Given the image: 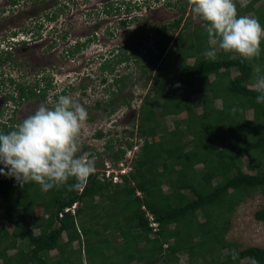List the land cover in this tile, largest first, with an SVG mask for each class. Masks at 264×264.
Returning <instances> with one entry per match:
<instances>
[{"label":"trees","instance_id":"1","mask_svg":"<svg viewBox=\"0 0 264 264\" xmlns=\"http://www.w3.org/2000/svg\"><path fill=\"white\" fill-rule=\"evenodd\" d=\"M257 1L250 0L237 11L238 16L251 11ZM124 8L129 10V5ZM57 14L52 12L50 17ZM252 16L264 26V4L255 8ZM180 22L181 17L128 32L126 46L114 56L113 66L107 65V60L99 64L101 73H111L119 63L134 62L145 83L150 81V89L137 109V136L142 142L133 157L132 171L121 184L93 173L83 190L63 185L44 191L34 182L21 186L14 177L0 174L1 264H83L82 242L95 247L90 242L92 237L87 239L90 231L104 248L113 250L104 256L103 264H179V253H186L192 259L190 264H249L251 257L264 264V247L241 248L238 242L225 238L230 216L238 205L254 193L264 198V104L256 103L258 93L248 87L254 82L252 66L258 64L264 69V39L260 57L251 61L222 50H217L214 61L207 60L202 55L210 47L205 23L191 32L186 25L176 31ZM126 23L121 21L122 25ZM87 42H76L67 54L74 55ZM190 58L192 63L187 62ZM233 69L238 72L234 77ZM211 75L214 77L209 81ZM127 77L113 76L112 85L120 84L118 93L123 91ZM45 84L44 90L38 88L39 93L38 83L31 88L17 84L18 98L39 96L45 102V91L51 87L50 82ZM198 93L204 97L192 103L191 96ZM111 94L104 107L96 102L102 112L112 111L115 99ZM216 99L225 106L223 115L214 105ZM130 104L128 100L126 105ZM197 106L202 109L200 113L195 111ZM247 109H253V120L245 119ZM168 115L178 117L171 130L163 121ZM13 128L14 123H0V131ZM102 135L100 131L95 133L96 137ZM216 138L226 139V144L215 145ZM126 146L131 148L132 143ZM106 148L112 150L108 143ZM125 152L119 146L110 156L117 162ZM242 157L254 173L241 169ZM199 164L201 168H196ZM73 183L70 178L68 184ZM74 203L79 206L73 213L64 212ZM41 205V213L36 214L35 207ZM142 205L157 222L156 229ZM198 212L203 220H199ZM253 217L264 223V204ZM5 222L12 225L7 241L3 238ZM9 249L15 251L9 253ZM233 251L238 254L236 259L232 258ZM85 253L93 256L90 248ZM206 256H212V260ZM198 258L204 261L199 263ZM244 259L247 262H242ZM90 264L101 263L91 259Z\"/></svg>","mask_w":264,"mask_h":264},{"label":"rangeland","instance_id":"2","mask_svg":"<svg viewBox=\"0 0 264 264\" xmlns=\"http://www.w3.org/2000/svg\"><path fill=\"white\" fill-rule=\"evenodd\" d=\"M47 1L50 4L45 5L44 2ZM121 2L129 4L128 14L124 12V7H119ZM249 2L250 0H234L237 11L244 9ZM184 4L185 7L179 9V6ZM262 4L264 0H258L251 6V11H245L242 15L252 16L254 9ZM111 6L119 8L110 10ZM105 7L110 10L108 13L101 11L106 9ZM56 11L58 14L53 20L44 18L46 13ZM0 13L7 17V20L0 22L2 46L0 57L7 58L0 63V123H14L15 127L41 104L46 105L43 98L39 96L25 100L19 99V90L15 88V84L31 88L35 86L34 82L42 77L52 78L54 87L57 90L63 89L62 95L73 97L87 110L88 117L80 134V151L77 155H86L94 160L95 171L99 175L101 165L103 167L105 162H110L109 165L113 170H129L128 166L133 163V157L142 142V138L137 136V109L143 96L150 89V81L145 83L139 66L134 62L119 63L115 65L111 73H101L99 64L107 60V65L113 66L114 56L126 46L125 40L128 32L146 30L151 25L159 26L179 17H181V22L176 31L184 25L190 32L198 25L204 27L203 21L191 12L188 0H22L16 8L10 7L6 0H0ZM121 20L127 23L122 25ZM13 32L17 35L13 36ZM88 38L92 40L82 50L74 55L67 54V49L75 41ZM16 40L19 42L17 43ZM153 43V40L149 41L150 45ZM152 49H154L153 46ZM217 50H219L218 47ZM187 62L192 63L193 59L190 58ZM237 73L233 69L231 76L234 77ZM114 75L128 76L123 82L124 88L121 93L116 91L120 84L112 85ZM213 77V75L209 76V81ZM102 78H107V80L103 81ZM45 83L42 81L38 85L43 86ZM253 83H249L248 87L252 88ZM110 91H112L111 97L115 99L112 111L102 112L100 107L105 106ZM50 94L46 95L49 107L54 102ZM203 97L200 93L193 94L191 102H199ZM128 100L131 102L130 106L126 105ZM96 102H100V107L95 106ZM214 105L220 115L225 113V106L221 99H216ZM201 110L199 106L195 108L197 113ZM10 117L11 121H9ZM244 117L246 120H253V109H247ZM176 118H178L176 115L163 118L168 130L174 127L173 122ZM98 131L103 134L102 137L95 136ZM106 143L112 147V150L106 148ZM127 143H132V147L128 148ZM214 144L222 146L226 144V139L216 138ZM119 146L126 150V154L121 159L124 163L122 167L112 163L114 160L110 156ZM242 161V170L248 173L255 172L248 168V161L245 157H242ZM201 166L199 164L196 168H201ZM163 189L166 190L167 187L163 186ZM94 200L98 201V196H95ZM263 204L264 198L254 193L238 205L237 210L230 216L231 225L225 238L238 242L241 248L264 247V223L253 217L254 212ZM42 207L44 206H36L35 213H41ZM198 218L203 220L199 212ZM4 228L3 238L7 241L12 225L5 222ZM88 235L87 239L92 237L90 242L95 247L90 244L85 246L82 242L81 262L90 264L93 259L95 262L99 260L101 264L106 263L104 256H108L113 250L110 247L108 250L104 248L95 238L94 231L92 233L90 231ZM62 237L66 239L64 233ZM77 246L74 241L73 247ZM87 248L91 249L93 256L85 253ZM13 251L15 249H9V253ZM50 254H53V251ZM178 259L179 264H190L192 260L186 253H179ZM206 259L211 261L212 256H206ZM202 261L204 259H197L199 263ZM242 262L245 263L247 260L244 259ZM131 264L143 263L132 262Z\"/></svg>","mask_w":264,"mask_h":264},{"label":"clouds","instance_id":"3","mask_svg":"<svg viewBox=\"0 0 264 264\" xmlns=\"http://www.w3.org/2000/svg\"><path fill=\"white\" fill-rule=\"evenodd\" d=\"M6 3L14 8L18 4L13 5L11 0H6ZM188 5L191 12L205 23L210 44V47L202 53L205 59L214 61L217 47L225 53L237 54L244 60L251 61L260 57L264 26L256 17L238 16L234 0H188ZM12 34L17 35L15 32ZM87 40L91 42L92 39L78 40L71 46L76 42L83 43ZM5 59L7 58L0 57V63ZM252 70L254 74L252 90L258 93L255 101L264 104V69L254 64ZM42 81L50 82L51 87L45 92L46 95L51 93L54 102L49 107L46 98V105L41 104L32 114L16 124L15 128L7 132L0 131V164L7 168L6 173L4 168H0V174L14 177L21 186L34 182L44 191L63 185H67L70 190H83L90 175L97 173L94 172V160L86 155H77L80 151V134L88 117L87 110L73 97L62 95L63 89L57 90L52 84V78H41L34 84H40ZM11 82L14 84L13 80ZM46 86L44 84L38 88L44 90ZM38 88L37 93H39ZM103 167L101 165V168ZM131 171L132 169L129 172ZM129 172L123 178L128 177ZM70 178L74 179L75 183L68 184ZM122 182L123 180L116 183ZM143 207L141 208L146 211V216L154 229L152 222L156 224L157 222L149 218L150 213L144 205ZM237 255L233 251L232 258L236 259ZM249 264H259V262L251 257Z\"/></svg>","mask_w":264,"mask_h":264},{"label":"built area","instance_id":"4","mask_svg":"<svg viewBox=\"0 0 264 264\" xmlns=\"http://www.w3.org/2000/svg\"><path fill=\"white\" fill-rule=\"evenodd\" d=\"M113 163V162H112ZM116 163V165H118V166H123L124 165V163H123V161L120 159V160H118L117 162H115ZM110 164V162L109 163H107V162H105V168L103 167V168H101V172H100V175L97 173V175H98V177L100 178V179H110V180H112V182L113 183H116V182H121V180H123L122 178H123V176L124 175H126L132 168H131V164L128 166L129 167V170H126V169H119V170H113V168L111 167V165H109ZM94 172H96V171H94ZM113 172V173H112ZM119 173H121V174H119ZM137 194H140L139 192H137ZM76 203H74L73 205H71L70 207L68 206V207H66V208H64V212H68V211H70L71 213H73L74 212V209H75V207H76ZM142 208H144V207H142ZM149 216V218H153L150 214L148 215ZM152 224H153V226H154V229H156V226H157V224L156 223H154V222H152Z\"/></svg>","mask_w":264,"mask_h":264},{"label":"flooded vegetation","instance_id":"5","mask_svg":"<svg viewBox=\"0 0 264 264\" xmlns=\"http://www.w3.org/2000/svg\"><path fill=\"white\" fill-rule=\"evenodd\" d=\"M44 3H45V5L50 4L49 1L44 2ZM51 3H52V2H51ZM119 5H120V7H125L126 5H129V4H126L125 2H121V3H119ZM15 6H16V5H15ZM105 8H106V7H105ZM111 9L117 10V8H113V6H111L110 10H111ZM124 9H125V8H124ZM129 9H130V8H129ZM106 10H108V11L105 12L103 9H102L101 11L104 12V13H108V12L110 11V10L107 9V8H106ZM16 11H17V10H16ZM128 11L130 12V10H125L124 12L128 14V13H129ZM119 13H120V12H119ZM1 14H2V13H0V22H1V20H5V19L7 20V17H6L4 14H2V15H1ZM50 14H51V13H46V17H44V18H47V19H49V20H53L54 18L52 19V18L50 17ZM115 14H117V12H116ZM12 17H13V16H12ZM55 18H56V17H55ZM11 19H12V18H11ZM11 19H10L9 21H11ZM121 21H124V20H121ZM121 21H120V22H121ZM52 32H53V31H52ZM42 79H47V78L42 77ZM95 104H96V103H95ZM10 118H11V117H10ZM10 118H9V119H10ZM3 123H5V122H3ZM6 124H7V123H6Z\"/></svg>","mask_w":264,"mask_h":264}]
</instances>
